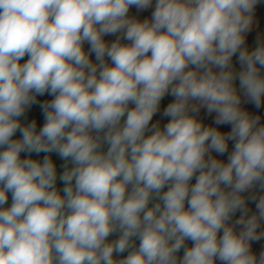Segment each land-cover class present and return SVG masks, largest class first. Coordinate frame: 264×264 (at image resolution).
I'll return each mask as SVG.
<instances>
[{"label": "clouds", "instance_id": "9594fccd", "mask_svg": "<svg viewBox=\"0 0 264 264\" xmlns=\"http://www.w3.org/2000/svg\"><path fill=\"white\" fill-rule=\"evenodd\" d=\"M262 4L0 0V264H264Z\"/></svg>", "mask_w": 264, "mask_h": 264}, {"label": "crops", "instance_id": "0c3cea01", "mask_svg": "<svg viewBox=\"0 0 264 264\" xmlns=\"http://www.w3.org/2000/svg\"><path fill=\"white\" fill-rule=\"evenodd\" d=\"M259 9H260V11L258 13L257 23H262V22H264V4L260 5ZM142 15H150V10L148 12L143 13ZM254 35H255V32L253 34H251L250 39L253 38ZM167 99H170V98H166L165 103L167 102ZM260 111H264V109H262ZM56 159H57V163L59 164V159L58 158H56ZM262 246H264V241H260L255 245L256 248H260Z\"/></svg>", "mask_w": 264, "mask_h": 264}, {"label": "trees", "instance_id": "16d2710c", "mask_svg": "<svg viewBox=\"0 0 264 264\" xmlns=\"http://www.w3.org/2000/svg\"><path fill=\"white\" fill-rule=\"evenodd\" d=\"M108 39H111V37H109ZM38 99L43 100V98H38ZM48 99H51V97H48ZM34 107H35V106H34Z\"/></svg>", "mask_w": 264, "mask_h": 264}, {"label": "built area", "instance_id": "2783aa9c", "mask_svg": "<svg viewBox=\"0 0 264 264\" xmlns=\"http://www.w3.org/2000/svg\"><path fill=\"white\" fill-rule=\"evenodd\" d=\"M253 207H254V205H253Z\"/></svg>", "mask_w": 264, "mask_h": 264}, {"label": "rangeland", "instance_id": "374dc122", "mask_svg": "<svg viewBox=\"0 0 264 264\" xmlns=\"http://www.w3.org/2000/svg\"><path fill=\"white\" fill-rule=\"evenodd\" d=\"M26 59V58H25Z\"/></svg>", "mask_w": 264, "mask_h": 264}]
</instances>
